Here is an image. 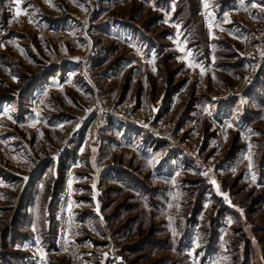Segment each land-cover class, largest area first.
I'll return each instance as SVG.
<instances>
[{
    "label": "rangeland",
    "instance_id": "rangeland-1",
    "mask_svg": "<svg viewBox=\"0 0 264 264\" xmlns=\"http://www.w3.org/2000/svg\"><path fill=\"white\" fill-rule=\"evenodd\" d=\"M253 2L0 0V264H264Z\"/></svg>",
    "mask_w": 264,
    "mask_h": 264
},
{
    "label": "snow or ice",
    "instance_id": "snow-or-ice-1",
    "mask_svg": "<svg viewBox=\"0 0 264 264\" xmlns=\"http://www.w3.org/2000/svg\"><path fill=\"white\" fill-rule=\"evenodd\" d=\"M46 2H49V3H50V0H46ZM15 3H16V5H17V16H18V15L21 14V9H20L21 0H15ZM262 4H264V0H262L261 3H255V2H253V3L251 4V6H252L253 8H261V10L264 11V7H262ZM207 6H208L207 3H205V7H207ZM177 27H179V25H177ZM181 51H184V49L181 48ZM187 55H188V56H191V52H189ZM186 58H187V57H186ZM76 59H79V58L77 57ZM154 59H155V54H153V60H154ZM189 66H190V67L192 66L191 63L189 64ZM153 71L155 72L156 69L153 68ZM201 71H203V69H202ZM13 79L15 80L16 77L13 76ZM37 116H39V113H37ZM9 118H11V117H9ZM145 126H146V125H145ZM228 127H232V125L229 124ZM81 151H83V149H81ZM248 159L251 160V157L249 156ZM149 163H152V161L150 160ZM157 163H158V161H157ZM251 166H252V165L249 164V168H251ZM204 175L207 176L208 173L205 172ZM253 179H255V177H253ZM212 183L216 185L217 191L219 192V188H220L219 184H218L215 180H213ZM92 187L95 188L96 185L93 184ZM219 194H220L221 196L227 197V193L219 192ZM229 203H230V201H229ZM96 211L99 212V206H97ZM242 211H243V210L241 209V212H242ZM229 222L231 223V221H229ZM34 230H35V228H34ZM193 251H194V250H193Z\"/></svg>",
    "mask_w": 264,
    "mask_h": 264
},
{
    "label": "crops",
    "instance_id": "crops-1",
    "mask_svg": "<svg viewBox=\"0 0 264 264\" xmlns=\"http://www.w3.org/2000/svg\"><path fill=\"white\" fill-rule=\"evenodd\" d=\"M37 93H38V88H35L34 91H33V97H34V98H37ZM37 113H38L37 111H34V113H33L32 115H33L34 117H36V116H37ZM37 117H38V118H37ZM37 117H36L37 119L35 120L36 123H41V122L43 123V122H45V120L43 119V116H42L41 114H40V116H37ZM40 117H41V118H40ZM84 118H85V117L82 116V117H80L79 120L82 122V121L84 120ZM79 148H80V147H79ZM81 148H82V144H81ZM40 179H42V177H41Z\"/></svg>",
    "mask_w": 264,
    "mask_h": 264
},
{
    "label": "built area",
    "instance_id": "built-area-1",
    "mask_svg": "<svg viewBox=\"0 0 264 264\" xmlns=\"http://www.w3.org/2000/svg\"><path fill=\"white\" fill-rule=\"evenodd\" d=\"M1 128H2V125H1V121H0V144H2V142H3V132H2ZM71 194H72V191L68 195L70 196Z\"/></svg>",
    "mask_w": 264,
    "mask_h": 264
}]
</instances>
